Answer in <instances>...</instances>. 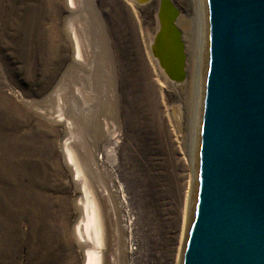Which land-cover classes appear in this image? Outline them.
Returning a JSON list of instances; mask_svg holds the SVG:
<instances>
[{
    "label": "bare ground",
    "instance_id": "1",
    "mask_svg": "<svg viewBox=\"0 0 264 264\" xmlns=\"http://www.w3.org/2000/svg\"><path fill=\"white\" fill-rule=\"evenodd\" d=\"M120 1V3H115V0H100V4L109 6V10H100L101 15L105 14L106 17L108 14L110 15L108 23L111 26V34L108 36L110 41L108 46L115 44L117 49L113 47L114 50L112 49L109 52V66L107 70H104L105 90L104 92L101 91V93L103 92L104 101L99 103L97 111L94 110L91 120L94 127L87 129V132L96 143L102 135L98 128L102 126L108 129L111 128L109 134L111 137H115L114 134L118 129L121 132L130 130L132 141L138 146L137 151L141 149L146 153L148 150L165 151L166 149L168 152L173 153L175 151L172 142L174 138L172 139L171 136L174 133L172 134L170 128L172 124L170 123H172V118L174 119L179 137L182 139L181 147L185 152L186 164L189 168L184 202L186 209L183 213L181 228L180 241L182 245L179 247V253H177L179 254L177 264H180L183 241L193 218L197 197L198 178L196 177L198 176L201 98L204 73H206L205 69H207L206 64L208 62L207 3L206 0H179L180 8H182V11H179L170 0L173 7L177 9L172 24L177 30L176 34L179 36L182 47L181 79H172L165 72L155 55L157 43L160 39L159 31L162 28L159 15L161 0L155 6L157 11L154 20L156 21L154 30L152 33L149 32L148 35V52H152V55L157 59V69L161 75L162 85L169 83L168 80H171V84L177 90V92L172 91V93L167 94L165 89L163 97L158 89L159 82L155 74L154 64L148 56L144 39L139 32L140 22L135 17L132 8L123 0ZM62 2L69 8L66 15V25L63 24L60 18L64 7ZM77 2V0H0V37L4 38L6 36L9 41L11 40L12 45L26 48V50L43 45L42 47L45 49L43 63L50 61L59 63L61 61H59L58 53L59 50L63 51V38L60 44L52 40L55 35L62 36L64 29L72 38L74 58H81L83 51L81 50L80 39H78L77 22L83 21L88 25L89 22L93 21L97 12L93 8V0H82V7ZM3 3H6L4 9ZM117 10L122 14V17L119 16L118 12L116 14ZM166 10L167 8L165 10L163 8L162 18H165L163 15L165 16ZM115 14L121 18L120 22L117 21L118 18ZM78 25L81 27L80 24ZM114 26L119 27L117 33L114 31ZM166 30L165 27L162 32V45L163 43L166 45L170 39V31ZM16 50L21 52L18 48ZM61 54L60 60L62 58ZM31 56L33 57L32 54ZM76 64L79 67L83 65V63ZM72 66L74 64L69 67ZM98 69L99 65L96 64L92 71L94 80L100 78ZM50 77L40 81L42 74L38 70L30 74L31 82L37 86L36 92H34L36 95L46 90L45 85L49 84ZM63 79V77H61V80L58 79V85L63 82ZM118 80H120L119 83H117ZM39 82L40 85L38 86ZM97 89L99 90L98 87L94 88L95 91ZM54 93L55 96L51 100V104L54 103L55 110L50 112L40 107L42 113L45 112L56 122L63 120L65 126L68 129L73 128L74 131L77 128V122L68 115H63L60 111V106L64 105V97L58 91ZM52 96L53 94L47 92V97ZM172 98L175 103H172L169 110L171 114L163 115L162 106L164 107L167 101H172ZM195 103H197V107ZM36 104L38 102L33 101L29 105L30 107H34V105L36 107ZM121 110L126 116L122 120L119 113ZM32 115L30 109L11 101L0 91V203L2 204V207H0V231L6 225L11 239L16 240L17 237L31 243L37 239V235L40 236L38 227L43 226V222L49 219L51 214H57L52 211V207H55L54 200L46 194V188L49 185L47 184L49 182V172L51 170L55 173L57 166L54 169L50 158H48L51 154V143H39L34 131H25L26 124L24 123L31 120ZM43 123L38 120L35 129L39 126L42 130L47 128ZM141 134H144V137ZM61 146L65 160L70 166L73 178L78 182L77 185L80 190V197H77L76 203L80 217L73 228V237L81 245H84L82 264H122L123 258L120 256L117 247L118 234L115 212L111 201L108 200L110 198L106 185L99 176L97 160L89 152L85 151L86 154L77 152V149L75 150L76 146H73L70 137H66ZM132 153L135 154L134 149ZM23 161H25V164L22 163ZM36 161H38V167ZM17 163L20 164V168H16ZM14 178L20 181L21 185L18 190L27 198L28 205L22 208H19L15 203V188L14 183H12ZM10 201H13L12 205H10ZM193 207L194 209H192ZM63 210H65V205H63ZM23 221L27 223L29 230L21 235L22 232L20 233L18 226Z\"/></svg>",
    "mask_w": 264,
    "mask_h": 264
},
{
    "label": "rangeland",
    "instance_id": "2",
    "mask_svg": "<svg viewBox=\"0 0 264 264\" xmlns=\"http://www.w3.org/2000/svg\"><path fill=\"white\" fill-rule=\"evenodd\" d=\"M77 1L82 7V0ZM123 1L132 8L135 17L140 22L139 32L144 39L148 56L154 64L155 74L159 82L158 89L163 94L161 95L164 97L165 93L177 92L176 87L171 84V80L162 85L161 75L157 69V59L152 55V52H148V35L154 30L156 21L154 19L157 11L155 6L159 0H150L145 4H137L131 0ZM120 2V0H115V3ZM172 2L179 11H182L179 0H172ZM100 3V0H93V8L97 15L92 22L87 25V23L79 21L76 25L78 27V39H80L81 50L83 51L82 59L74 58L72 38L64 29L62 36L55 35L52 40L60 44L63 38V51L59 50L58 53L59 61H61L59 63L56 61L43 63L42 59L45 53L43 45L26 50V48L12 45L8 37H0V91L11 101L18 105L22 104L32 111L31 120L24 123L26 124L25 131H34L39 143H51V154L48 158H50L54 169L57 166L55 173L50 170L49 182L47 183L49 185L46 188V194L55 203L52 211L57 214H51L49 219L43 222V226L38 227L40 236L37 235V239L33 243L16 236V240L11 239L7 230L8 227L3 226L0 231V264H82L84 245H81L73 237V228L80 217L79 208L76 205L77 197H80V190L63 154L61 145L66 137H70L77 152L84 154L89 152L97 160L99 176L106 185L110 198L108 200L111 201L115 212L118 234L117 247L120 256L123 258L122 264H177L179 262V254L177 253H179V247L182 245L180 241L181 228L183 213L186 209L184 202L189 168L186 164L185 152L181 147L182 139L179 137L174 119L171 117L172 123H170L172 124L170 127L172 134L174 133L171 136L172 139L174 138V141L172 140L175 150L173 153L166 149L165 151L148 150L146 153L141 149L137 151L138 146L132 141L130 130L121 132L118 129L114 134L115 137H111L109 135L111 128L102 126L98 128L102 135L96 143L87 132V129L94 127L91 121L94 110L97 111L99 103L104 101L102 94L105 90L106 79L104 70H107L109 66V52L113 47L117 49L113 43V45L108 46L110 44L108 36L111 34V26L108 23L110 15L108 14L107 17L105 14L101 15L100 10H109V6ZM5 4L3 3V9L6 7ZM63 5L60 18L66 25V15L69 8L65 3ZM117 12L122 17L118 10L116 14H118ZM119 16H117V21L120 22ZM114 27V31L117 33L119 27ZM16 48L21 52H18ZM113 52L115 53V51ZM60 54L62 55L61 60ZM133 61L135 62V60ZM76 63H83V65L79 67ZM71 64H74L73 68L69 67ZM96 64L99 65V80L93 79L92 71ZM200 69L201 66L199 72ZM36 70L42 74L40 81L46 80L52 75L49 84L45 85L47 91L38 93V95L34 93L37 86L30 79V74ZM61 77L64 78L63 82L58 85V79L61 80ZM119 82L120 80L117 83ZM93 84L99 90L95 91L94 88L97 87ZM37 85L39 86L40 82ZM55 91L64 97V105L60 106L61 113L68 115L77 122V128L74 131L73 128L68 129L63 120L56 122L51 116L41 111L42 108L50 112L55 110L54 103L51 104ZM101 91L103 92L101 93ZM47 92L53 96L47 97ZM33 101L38 102L37 108L35 105L30 107L29 104ZM172 103H175L173 98L172 101H167L164 107L162 106L163 115L171 114L169 110ZM119 113L121 120L122 118L125 119L126 116L123 111L121 110ZM38 120L44 122L43 124L47 128L42 130L39 126L35 129ZM49 127L51 128L49 129ZM133 149L135 154L132 153ZM22 163L25 164V161ZM36 165L38 167V161H36ZM16 168H20V164L17 163ZM19 182L17 178L12 181L15 188V203L19 208H22L27 206L28 202L26 196H23L18 190L21 185ZM55 200L57 201L55 202ZM9 203L12 205L13 201ZM63 205H65V210H63ZM0 207H2L1 203ZM18 227L20 233L22 232L21 235L29 230L25 221L21 222ZM61 233L64 236H61Z\"/></svg>",
    "mask_w": 264,
    "mask_h": 264
},
{
    "label": "water",
    "instance_id": "3",
    "mask_svg": "<svg viewBox=\"0 0 264 264\" xmlns=\"http://www.w3.org/2000/svg\"><path fill=\"white\" fill-rule=\"evenodd\" d=\"M206 3L197 197L180 264H264V0ZM159 7L155 55L172 79H181L177 9L170 0ZM165 27L170 39L162 45Z\"/></svg>",
    "mask_w": 264,
    "mask_h": 264
}]
</instances>
